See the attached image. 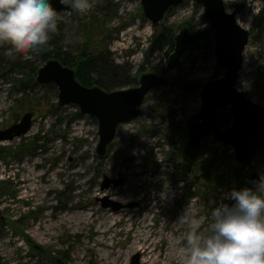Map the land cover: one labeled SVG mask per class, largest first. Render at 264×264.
Masks as SVG:
<instances>
[{
  "label": "rangeland",
  "instance_id": "1",
  "mask_svg": "<svg viewBox=\"0 0 264 264\" xmlns=\"http://www.w3.org/2000/svg\"><path fill=\"white\" fill-rule=\"evenodd\" d=\"M224 2L250 32L236 86L250 90L254 101L264 105V0ZM58 14L57 34L63 49L76 53L87 48L88 53L94 52L113 67L129 70L137 84L124 89L138 86L146 73L162 75L170 83L146 96L140 116L121 124L106 155L100 156L98 119L82 114L75 104L60 103L54 83L37 82V72L45 63L37 52L20 54L8 44H0V129L27 112L34 114L26 135L0 141V264H107L105 260L112 253L107 260L116 259L118 264H132L135 254L140 255V264H147L146 255L132 244L133 235L143 230L144 218L161 231V222L174 226L187 216L191 224L199 225L202 235H207L214 208L232 202L225 198L226 193L247 187L246 178L252 171L264 179V154L243 169L240 182L235 175L240 164L232 147L220 144L213 136L203 141L201 156L191 171L183 159L186 121L201 107L204 83L223 74L214 54L215 32L202 5L185 0L170 8L156 27L145 16L141 0H93L87 15L71 8ZM185 24L191 26L194 44L174 68H167L174 50L168 37ZM32 70L36 71L33 78ZM112 82L118 85L120 79ZM120 89L123 87L116 90ZM217 149L222 157L215 155ZM60 167L66 172L86 171L85 177L78 178L86 188L83 193L74 194L81 189H73L69 178L58 174ZM135 167L149 178L142 184L148 191L144 201L132 171ZM29 172L36 175L37 186L42 188L39 195L28 188ZM107 180H111L109 187L103 189ZM52 183L57 187L47 193ZM151 194L166 198L159 210L148 211ZM106 197L122 207L117 211L104 207ZM81 206L94 211L108 209L121 217L119 222L100 220L113 227L104 237H97L93 248L88 245L93 232L84 227L75 234L77 227L70 219L82 213ZM189 229L182 232L179 248L186 247ZM175 237L172 231L171 238ZM165 247H170L167 240L153 245L159 256Z\"/></svg>",
  "mask_w": 264,
  "mask_h": 264
},
{
  "label": "water",
  "instance_id": "2",
  "mask_svg": "<svg viewBox=\"0 0 264 264\" xmlns=\"http://www.w3.org/2000/svg\"><path fill=\"white\" fill-rule=\"evenodd\" d=\"M184 1L142 0V5L146 17L156 27L171 7ZM193 1L202 5L204 17L215 32L214 54L224 73L220 78L205 82L202 87L201 107L186 122L188 134L183 159L191 170L198 162L203 140L213 136L224 145L232 146L237 162L247 168L255 156L264 154V105L255 102L249 90H239L235 86L243 68L244 51L250 32L237 22L235 12L226 9L224 0ZM53 5L58 12L70 9L60 4L59 0H53ZM193 42L194 34L190 26L181 27L174 37V50L167 68H174ZM36 79L41 85L54 83L59 89V101L63 105L75 104L82 114L98 119L100 141L97 153L100 156L106 155L108 146L116 138L118 127L140 115L146 96L154 88L170 83L162 75L146 73L141 76L138 86L109 92L98 86L83 85L77 79L75 69L56 58L40 67ZM225 106L229 108L232 121L228 127L223 128L218 109ZM33 115V112H27L11 126L1 129L0 141H11L26 135L32 127ZM261 178L258 172L253 171L247 177V187L254 190V182ZM110 182L107 180L103 189L108 188ZM104 207L117 211L122 204L106 197ZM139 260L140 255L135 254L132 264H140Z\"/></svg>",
  "mask_w": 264,
  "mask_h": 264
},
{
  "label": "clouds",
  "instance_id": "3",
  "mask_svg": "<svg viewBox=\"0 0 264 264\" xmlns=\"http://www.w3.org/2000/svg\"><path fill=\"white\" fill-rule=\"evenodd\" d=\"M59 3L80 15L93 6V0ZM58 31L53 0H0V44L20 54L45 51ZM254 183V190L233 188L225 194L234 203L214 208L207 235L192 224L182 264H264V179Z\"/></svg>",
  "mask_w": 264,
  "mask_h": 264
},
{
  "label": "bare ground",
  "instance_id": "4",
  "mask_svg": "<svg viewBox=\"0 0 264 264\" xmlns=\"http://www.w3.org/2000/svg\"><path fill=\"white\" fill-rule=\"evenodd\" d=\"M131 156H135V154H132ZM40 164V163H35ZM132 171L135 174V179H137V183L140 185V191L141 194L139 195L141 200L144 201V197L148 194V191L146 189H143L144 182L146 180H149V178H146V173L137 167L133 168ZM47 172L43 173L46 174ZM58 174L62 175V177L67 176L69 178V183L73 189L80 188L81 191L75 192V195H78L80 193H83L86 188H84L83 182L79 181L82 177H85L86 171H82L81 169H69V171H64L62 167L59 168ZM28 183L29 187L32 191H35L37 195L40 193V190L42 188L40 186H37V182L34 179L36 177L35 174L29 172ZM42 176V175H41ZM79 178V179H78ZM93 178H87V182L91 181ZM50 182L49 180L47 181ZM143 184V185H142ZM46 188L47 193H50L56 189L55 184H49ZM91 189V188H90ZM151 202L148 204V211L152 209L159 210L162 207V202L166 199L165 197L159 196V195H150ZM143 205V204H142ZM75 205L72 204V207ZM144 206V205H143ZM146 206V205H145ZM83 209L82 213L75 214L70 216V219L74 222L75 226L77 227V230H75V234H80L82 232V229L84 227L89 228L93 232V240L91 244H88L90 248L94 247V243L98 242L97 237L103 236L112 229V225H105L103 222H100L101 219H108L119 222L121 217L118 216L117 213H114L112 211L107 210H96L94 211L88 206H81ZM142 210V207L140 208ZM137 220H140V217H138ZM130 221V220H129ZM145 224L143 225V230L141 233L137 234L136 236L133 235L134 241H133V247L139 248L143 251V254L147 257V264H173V261H175L176 264H182L184 254L187 251L186 247L179 248V239L181 236L183 237L182 232L185 231L188 228H191L192 224L187 219V216H184L183 219L178 220L174 223V226H169L167 222H161L159 227H161V231L158 229H154V226L150 223H148V219L144 218L142 219ZM115 222L114 224L117 225L118 223ZM61 225L65 226L64 223ZM66 228V227H65ZM67 229V228H66ZM131 230V229H130ZM190 230V229H189ZM46 231V230H45ZM172 231L176 235L175 238L172 237ZM154 232H159V235L156 237L154 235ZM159 238V239H158ZM184 239V238H182ZM160 240H167L170 243V247H165V252L161 254L160 256L155 253V249L153 248V245L159 244ZM100 242V241H99ZM102 242V241H101ZM167 251V253H166ZM169 251V252H168ZM115 253H112V257ZM115 257V256H114ZM113 257V259H114ZM105 260L107 264H118L115 261H109Z\"/></svg>",
  "mask_w": 264,
  "mask_h": 264
},
{
  "label": "trees",
  "instance_id": "5",
  "mask_svg": "<svg viewBox=\"0 0 264 264\" xmlns=\"http://www.w3.org/2000/svg\"><path fill=\"white\" fill-rule=\"evenodd\" d=\"M174 36L172 34L168 37L171 46L174 45ZM60 41L59 34H55L50 40L47 50L37 51L42 61L46 62L52 58L59 59L64 65L74 68L77 79L82 84L90 87L97 85L107 91H113L121 87L130 86V84H137V79L130 76L129 70L121 71L113 67L107 60L98 59L94 52L88 53L87 48H83L82 52L76 51V53L72 50H64ZM86 43L84 42V45ZM29 53L32 54L34 52ZM31 72V77L33 78L36 75V71L32 70ZM113 79H120L119 84H113ZM120 84L122 85L121 87H119ZM218 115L222 127L226 128L231 123L228 108L219 109ZM214 152L219 157L223 156L218 153V149ZM241 173H243V168L238 167L235 175L239 182Z\"/></svg>",
  "mask_w": 264,
  "mask_h": 264
},
{
  "label": "flooded vegetation",
  "instance_id": "6",
  "mask_svg": "<svg viewBox=\"0 0 264 264\" xmlns=\"http://www.w3.org/2000/svg\"><path fill=\"white\" fill-rule=\"evenodd\" d=\"M236 17H237V16H236ZM237 22H238V21H237ZM190 28H191V27H190ZM192 32H193V31H192ZM193 34H194V33H193ZM249 39H250V37H249ZM194 40H195V36H194ZM248 43H249V41H248ZM193 44H194V42H193ZM247 45H248V44H247ZM247 45H246V46H247ZM189 48H190V47H189ZM245 49H246V47H245ZM244 52H245V51H244ZM243 65H244V64H243ZM242 69H243V68H242ZM222 71H223V70H222ZM241 71H242V70H241ZM241 71H240V73H241ZM223 73H224V72H223ZM222 75H223V74H222ZM222 75H221L220 77H222ZM220 77H216V78H220ZM239 77H240V75H239ZM238 79H239V78H238ZM238 79H237V81H238ZM236 85H237V82H236ZM236 85H235V86H236ZM236 87H237V86H236ZM239 90H240V89H239ZM245 90H248V89H245ZM249 91H250V90H249ZM251 95H252V94H251ZM252 98H253V97H252ZM253 100H254V99H253ZM255 102H256V101H255ZM225 107L228 108V106H225ZM223 108H224V107H223ZM220 109H222V108H220ZM218 110H219V109H218ZM228 114H229V108H228ZM218 116H219V115H218ZM188 119H189V118H188ZM188 119H187V120H188ZM219 120H220V118H219ZM231 121H232V119H231ZM186 122H187V121H186ZM14 123H15V122H14ZM220 124H221V123H220ZM230 124H231V123H230ZM230 124H229V125H230ZM229 125H228V126H229ZM221 126H222V125H221ZM228 126H227V127H228ZM186 127H187V125H186ZM187 134H188V128H187ZM208 137H209V136H208ZM208 137H207V138H208ZM213 138H214V137H213ZM205 139H206V138H205ZM205 139H204V140H205ZM204 140H203V141H204ZM217 142H219V141H217ZM219 143L222 144V145H224V144L221 143V142H219ZM225 146H228V145H225ZM202 147H203V142H202V146H201V153H202ZM229 147H232V146H229ZM183 149H184V148H183ZM232 149H233V147H232ZM201 153H200V156H201ZM233 153H234V150H233ZM234 156H235V155H234ZM257 156H258V155H257ZM255 157H256V156H255ZM255 157H254V158H255ZM199 158H200V157H199ZM254 158H253V159H254ZM235 159H236V158H235ZM253 159H252V160H253ZM184 161H185V160H184ZM198 161H199V159H198ZM185 162H186V161H185ZM197 163H198V162H197ZM197 163H196V164H197ZM251 163H252V162H251ZM251 163H250V164H251ZM250 164H249V165H250ZM187 166H188V165H187ZM195 166H196V165H195ZM195 166H194V167H195ZM194 167H193V168H194ZM240 167L243 168V169H245V168L242 167L241 165H240ZM248 167H249V166H247V168H248ZM188 168H189V167H188ZM193 168H192V169H193ZM192 169H191V170H192ZM191 170H190V171H191ZM252 172H253V171H252ZM252 172H251V173H252ZM251 173H250V174H251ZM250 174H249V175H250ZM249 175H248V176H249ZM248 176H247V177H248ZM260 176H261V175H260ZM246 185H247V178H246Z\"/></svg>",
  "mask_w": 264,
  "mask_h": 264
}]
</instances>
